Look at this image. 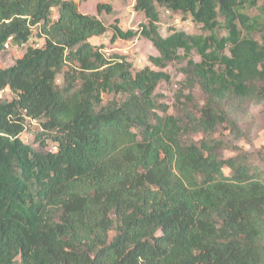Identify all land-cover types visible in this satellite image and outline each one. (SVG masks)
I'll return each mask as SVG.
<instances>
[{
	"label": "trees",
	"instance_id": "16d2710c",
	"mask_svg": "<svg viewBox=\"0 0 264 264\" xmlns=\"http://www.w3.org/2000/svg\"><path fill=\"white\" fill-rule=\"evenodd\" d=\"M258 2L136 0L147 21L124 30L73 0H0V52L36 27L44 38L0 67V264H264V169L243 151L224 157L211 136L264 103ZM159 8L203 32L163 36ZM108 30L112 42L148 39L153 68L108 58L92 41ZM175 62L206 95L197 114L169 113L156 93ZM34 121L38 148L23 136Z\"/></svg>",
	"mask_w": 264,
	"mask_h": 264
},
{
	"label": "rangeland",
	"instance_id": "374dc122",
	"mask_svg": "<svg viewBox=\"0 0 264 264\" xmlns=\"http://www.w3.org/2000/svg\"><path fill=\"white\" fill-rule=\"evenodd\" d=\"M79 5V11L84 14H92L98 16L107 26L118 23L124 30L137 29L140 23L146 22V17L143 13L137 12L134 9L136 0H73ZM106 3L111 6L112 12L106 11L98 13V3ZM263 0H259L261 5ZM160 10V33L163 36H168L174 31L184 30L188 33H202L201 27L195 25L191 18H184L181 13H174L165 8ZM258 9L252 8L249 10L251 16L258 15ZM58 17V11L53 10V19ZM118 21V22H117ZM38 27L34 28V35L27 45L18 47L11 45L6 50L0 52V67L7 68L15 63L26 51L28 46L42 44L43 37L38 36ZM259 34L253 35L254 38L260 40ZM112 31L108 30L105 35L94 38L92 41L95 45L102 47V51L108 58L113 55L123 56L132 64V71L137 72L149 66L151 56H158L157 49L153 44L143 37H135L131 40L117 39L111 41ZM195 61H200L198 54H193ZM185 63L175 62L170 63L166 71L171 75V82H162L157 88V95L161 102L169 106V113L183 116L189 111L197 114L206 102V95L201 87L195 84L192 88L185 84V74L183 71ZM62 77L58 78V83H62ZM183 94L184 97L180 101L177 96ZM9 99L12 98V93L8 92L5 95ZM188 96V97H187ZM107 100H121L120 95H106ZM189 98V99H188ZM237 113V130H232L228 124L220 125L215 132L211 134L216 139L224 141L225 145L222 148L221 154L224 157L233 156L235 153L243 151L251 156V159L264 169V103L256 102L253 104H242ZM189 110V111H188ZM38 122H33L28 125L27 137L25 139L34 148L40 147V143L36 140V133L40 131ZM203 133L192 134L189 139L199 141L203 139ZM49 144L51 142L49 141ZM49 147V145H48ZM226 173L229 171L226 169Z\"/></svg>",
	"mask_w": 264,
	"mask_h": 264
},
{
	"label": "built area",
	"instance_id": "2783aa9c",
	"mask_svg": "<svg viewBox=\"0 0 264 264\" xmlns=\"http://www.w3.org/2000/svg\"><path fill=\"white\" fill-rule=\"evenodd\" d=\"M10 44H11V37L8 39L7 43L5 44V47H6V49H7V48H9ZM34 46H35V47H39V46H40V44H39V43H37V44H36V45H34Z\"/></svg>",
	"mask_w": 264,
	"mask_h": 264
}]
</instances>
